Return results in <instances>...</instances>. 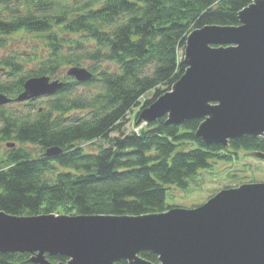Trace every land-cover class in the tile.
Listing matches in <instances>:
<instances>
[{
  "label": "trees",
  "instance_id": "obj_1",
  "mask_svg": "<svg viewBox=\"0 0 264 264\" xmlns=\"http://www.w3.org/2000/svg\"><path fill=\"white\" fill-rule=\"evenodd\" d=\"M250 2L0 0V49L18 33L42 39L44 47L32 70L13 56L0 59L7 76L0 80V92L14 101L26 78L55 75L80 59L90 61L92 73L85 82L65 76L45 108L35 110L33 100L25 102L26 114L0 106V142L18 146L0 153V211L16 216L160 213L172 207L166 204L170 185L187 189L216 159L230 161L223 154L226 146L205 145L195 135L200 119L172 125L162 117L138 132L125 131L124 125L134 108L150 105L184 73L180 52L191 30L238 25V12ZM102 62L115 64L116 71L102 68ZM79 87L95 90L79 93ZM136 117L132 123L139 126ZM97 141L102 144L95 152L79 146ZM23 144L36 145L40 154L33 157ZM49 147L62 151L43 156ZM227 147L234 153L264 152V141L244 135L230 139ZM140 256L158 263L152 253ZM45 257L53 263L67 260ZM30 258L29 252L0 253V264H33Z\"/></svg>",
  "mask_w": 264,
  "mask_h": 264
},
{
  "label": "water",
  "instance_id": "obj_2",
  "mask_svg": "<svg viewBox=\"0 0 264 264\" xmlns=\"http://www.w3.org/2000/svg\"><path fill=\"white\" fill-rule=\"evenodd\" d=\"M238 21L187 34L184 73L138 110L137 123L200 119L195 135L205 145L227 146L244 135L264 140V0H251ZM67 75L79 82L91 77L81 67H71ZM61 87L48 76L31 77L15 100L51 95ZM9 101L0 93V105ZM61 151L49 147L44 156ZM253 154L264 159V152ZM6 252H29L33 264H264V182L223 188L197 207L142 215L0 211V253ZM142 252L156 255L158 263L142 258ZM45 254L67 260L53 263Z\"/></svg>",
  "mask_w": 264,
  "mask_h": 264
},
{
  "label": "rangeland",
  "instance_id": "obj_3",
  "mask_svg": "<svg viewBox=\"0 0 264 264\" xmlns=\"http://www.w3.org/2000/svg\"><path fill=\"white\" fill-rule=\"evenodd\" d=\"M14 1V0H13ZM71 1V0H68ZM70 36V35H65ZM76 37V36H74ZM43 43L37 37H33L26 33H18L12 35L7 42V46L0 49V59L6 56H13L18 60L25 70H32L37 67V61L41 55H43ZM64 50H67L65 48ZM180 57H183V50L180 52ZM75 59V57H73ZM77 60V59H76ZM90 61L87 59H80L77 63H71L61 66L55 75L48 77L51 80H59L64 82L67 71L71 67H81L89 70ZM102 68H108L111 71H116V65L109 62L100 63ZM90 71V70H89ZM7 76L4 69H0V80H6ZM79 93L91 90V93L95 90L94 87H79ZM50 95L36 98L32 101L35 106V110L42 109L47 106V99ZM146 98H150V94L145 95ZM142 102V100H140ZM8 110L15 111L17 114H26L30 107L25 106V102L11 101L4 105ZM140 105L134 108L130 114L127 115V122L124 125L125 131L133 130L138 132L140 127L134 126L132 120L137 115ZM78 115L83 113L78 112ZM31 115H34L32 112ZM115 136V133L111 134ZM102 144L100 141L90 143H80L79 146L84 149L85 152H95L96 146ZM18 147L17 144H14ZM24 149L29 151L33 157L40 154L39 148L36 145L23 144ZM5 143L0 142V153L4 152ZM223 154L231 157L230 161L215 160L210 168L200 170L189 182L187 189H180L174 185H170L167 190L166 204L173 207L180 208H193L204 203L208 198L213 196L219 190L223 188L236 187L244 183L264 182V160L256 158L253 151L237 150L234 153L227 146L223 151ZM63 170V169H60ZM54 175V174H52ZM55 214V213H53ZM40 215V214H38ZM55 215H69V214H55ZM70 216V215H69Z\"/></svg>",
  "mask_w": 264,
  "mask_h": 264
}]
</instances>
